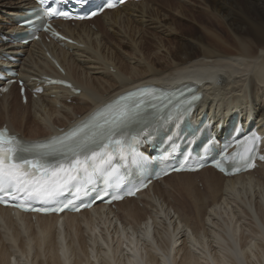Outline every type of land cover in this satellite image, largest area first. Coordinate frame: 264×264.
I'll return each mask as SVG.
<instances>
[{
  "label": "bare ground",
  "instance_id": "1",
  "mask_svg": "<svg viewBox=\"0 0 264 264\" xmlns=\"http://www.w3.org/2000/svg\"><path fill=\"white\" fill-rule=\"evenodd\" d=\"M171 4L189 6L199 28L188 26L174 45L159 40L145 53L140 38L148 30L177 35L171 19L158 12ZM32 5L31 0H0V70L15 69L30 88L43 74L59 75L40 43L14 40L22 30L18 15ZM155 5L156 0L127 1L92 21L60 24L78 44L47 45L82 92L47 86L36 99L29 89L23 104L19 94L18 102L12 98L13 85L0 94V127L7 124L19 136L43 139L58 127L68 131L127 92L172 90L189 82L203 96L195 120L224 119L228 129L242 118L246 131L252 118L264 135V0ZM185 16L179 14L180 20ZM208 18L221 23L226 35L210 32L204 25ZM128 30L135 35H123ZM113 40L120 50L112 47ZM60 219L38 215L34 221L33 215L0 209V264H264V163L233 178L213 168L174 173L138 199L117 203V209L97 204ZM110 233L117 235L114 245Z\"/></svg>",
  "mask_w": 264,
  "mask_h": 264
},
{
  "label": "snow or ice",
  "instance_id": "2",
  "mask_svg": "<svg viewBox=\"0 0 264 264\" xmlns=\"http://www.w3.org/2000/svg\"><path fill=\"white\" fill-rule=\"evenodd\" d=\"M61 2L39 0L41 5H45L44 16L71 18L68 11L52 6ZM77 2L86 3L87 0ZM123 2L105 0L87 15L96 16L106 8H114L116 3ZM199 99L194 93L189 97L183 91L177 93L151 87L138 88L104 105L68 131H62L61 135L42 143L22 141L10 135L7 128L0 129V203H7L9 199L22 200L23 203L16 206L29 210L25 207L28 201H54L69 187H83L91 184L98 176L114 172L120 163L143 161L145 157L137 147L141 141L152 136L158 129L183 120ZM256 139L248 141L251 147H245L242 153L234 154L230 161L234 171L255 166L253 153L256 150ZM190 155L186 160L190 159ZM260 158L264 159V156ZM215 166L226 171L221 167V160H217ZM172 170H183V165ZM68 206L64 204L52 211H63ZM39 210L48 211L47 208ZM74 210L80 209L76 207Z\"/></svg>",
  "mask_w": 264,
  "mask_h": 264
},
{
  "label": "rangeland",
  "instance_id": "3",
  "mask_svg": "<svg viewBox=\"0 0 264 264\" xmlns=\"http://www.w3.org/2000/svg\"><path fill=\"white\" fill-rule=\"evenodd\" d=\"M162 0H156V5L157 6ZM172 2V0H171ZM172 7L170 8H165V9H160L158 10L159 13H161L160 15L162 16H166L168 18L171 19L172 21V25L175 26L176 28V34L177 35H173V36H166V35H162L159 32L156 31H152V30H148L145 35L141 36V40H142V49L145 53H151L156 45V43L160 40L163 41L165 44H172L174 45V42L178 39L183 38L186 34H187V28L192 27V26H196L197 28H199L198 25L194 24V22L192 21V16L190 14V8L188 7H181V8H177L174 9V5L171 4ZM163 13V14H162ZM181 13H185L186 16L184 19L180 20L179 14ZM198 21L202 20V17L197 16ZM204 25L207 26V28L209 29L210 32L214 33V34H218V35H226V33L223 31V25L221 23H218L217 21H211L209 18L204 22ZM109 26V25H107ZM145 27V26H144ZM194 27V29H197ZM144 29V28H143ZM142 29V30H143ZM126 35L128 37H133L135 35L134 31H127ZM117 37V36H116ZM114 37V35L112 36L111 34V38H116ZM118 38V37H117ZM129 41V40H127ZM114 43H112V47H114V49L116 50H120V42L116 40H113ZM118 43V44H117ZM121 48L124 49L126 52H132L131 48L125 44L121 45ZM16 102H18V93H17V86L15 85L14 87V91H13V97H12ZM69 103V101H68ZM73 106H77V105H73ZM202 189V187H201ZM144 206V205H143ZM183 207L181 206V209ZM104 233H107L104 231ZM114 236V237H112ZM110 238H111V243L114 245L117 242V235H115L114 233H110Z\"/></svg>",
  "mask_w": 264,
  "mask_h": 264
}]
</instances>
